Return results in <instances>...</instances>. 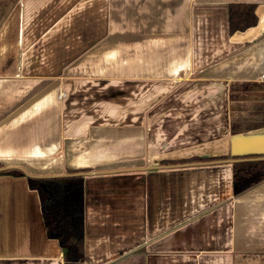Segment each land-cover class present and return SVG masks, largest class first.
<instances>
[{"label":"crops","instance_id":"1","mask_svg":"<svg viewBox=\"0 0 264 264\" xmlns=\"http://www.w3.org/2000/svg\"><path fill=\"white\" fill-rule=\"evenodd\" d=\"M231 3L256 25L231 35ZM251 157L264 0H0V171L23 173L0 174V264H264V181L232 193ZM63 175L83 176L77 262L27 182Z\"/></svg>","mask_w":264,"mask_h":264},{"label":"trees","instance_id":"2","mask_svg":"<svg viewBox=\"0 0 264 264\" xmlns=\"http://www.w3.org/2000/svg\"><path fill=\"white\" fill-rule=\"evenodd\" d=\"M256 5L231 3L228 8L229 33L244 31L256 25ZM193 157L190 160H203ZM232 166V193L234 196L264 181V159L234 161ZM22 175L15 168L0 171ZM28 185L38 194L43 219L48 233L58 238L63 259L77 262L84 255V198L83 176L63 175L27 177Z\"/></svg>","mask_w":264,"mask_h":264},{"label":"water","instance_id":"3","mask_svg":"<svg viewBox=\"0 0 264 264\" xmlns=\"http://www.w3.org/2000/svg\"><path fill=\"white\" fill-rule=\"evenodd\" d=\"M261 158H264V157H258V158H256V157H251V158H237V159H231L230 161L231 162H234V161H242V160H255V159H261Z\"/></svg>","mask_w":264,"mask_h":264}]
</instances>
